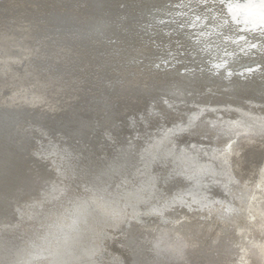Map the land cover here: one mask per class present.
<instances>
[{
  "label": "bare ground",
  "instance_id": "obj_1",
  "mask_svg": "<svg viewBox=\"0 0 264 264\" xmlns=\"http://www.w3.org/2000/svg\"><path fill=\"white\" fill-rule=\"evenodd\" d=\"M28 1L29 0H0V29L5 30V33L4 30L2 33H0V62L4 59L9 66L15 63V60L21 58V56L23 59L26 57L29 59L26 71H30V74L32 75V79L30 81L31 83L26 81L20 86L15 84L10 85L9 90L3 92V94L5 93V97L2 96L0 99L11 98V104L14 105V103H16L17 96L22 94V96L24 95L23 98L25 101L23 102L25 103H44V106L42 103H39V109L32 110V113L35 112L37 115L39 114L38 119H41L39 120V123L42 124L40 126H45L46 128L47 126H56L57 123L55 118L58 115H64L66 119L68 118V115H74L76 110L72 111L73 107H71L70 104L73 101H76L74 107H77V105H79L77 104L79 102L77 98L81 94H86L87 91L85 92L83 90L84 87H80L78 84L74 88L75 90L73 93H70V95L64 98L61 97V100L56 101L55 97L58 96V92L62 88V81L60 82V80H57V78L59 75H62L61 73L64 72L54 68L49 70L47 74L39 76L38 74H32V68L29 70L30 66L37 65V69H39V66H44V64H41V62L46 61L51 56H55L58 61H65L70 60L72 57H76L77 55L83 58L81 65L85 68H87L91 62L94 64L95 60L101 59V52H99V49L100 47L102 49L103 45L101 44L98 46L99 49L96 48L92 52L94 46L98 45V41L89 35L92 32V28L98 26L101 23V18L99 15H95L94 12L92 14L86 15L85 12L79 10L77 11L76 15L74 13L72 16L74 18L76 16V19L81 24L85 23L86 25L82 40L79 37L76 38L73 36L74 38H66L63 40L59 39L60 42L58 43V39H56L55 42L58 44L61 43L58 48L62 51H59L58 53L54 47L51 49V47L54 45L53 39L46 38V35L48 36L49 31L52 32L63 24V22H59L62 19L59 20L58 18H52L54 16L59 17L58 14L60 13V10L57 9H59L61 6L55 3L52 5V2L55 0H43V3L40 2L42 4L40 7L38 6V8L36 7V3H28ZM187 2V4H177L179 6L178 10L176 13H174V16L171 20V23H173L172 21L174 20L176 26L179 27L184 24V22L189 20V23L187 24V28L189 30L187 29L188 31H186L183 29L184 32H186L185 37L181 34L182 32L180 30L173 29L171 31H167V29L165 31L161 28V30H163L161 31L157 28V32L161 31L158 34L161 37L159 40L163 42V49H160L158 43L155 44L158 56L155 58L154 67L157 68L153 70L149 69L151 74L157 73V75L163 79V81H160L157 85L166 86V83L171 79V77H166V75L168 76L170 73L174 75L177 73V71L180 72L184 78L191 76L192 81L194 79L197 80V77H200L202 74H204L205 69H197L194 72L193 70L191 71L190 67H187L186 65H184L183 68V65L180 67L174 65L175 58L178 55L186 52H189V54L195 58L197 57V54H205L206 59H209V61L207 60L202 64L205 66L203 68H206L207 70H210V66H213L215 67L214 69H217L218 71H225V75L227 76L226 78L232 77L231 75H235L238 72L237 77H239L241 80H244L243 78H249L248 80L251 79L256 84L252 86V88L250 87L248 89L245 88V90L243 89L245 92L242 91L238 95L239 98H243V101H240L241 99L239 100L240 102H232L233 99H225L226 96L230 94V88L234 86L228 87V85L225 87V89L221 88L219 92L216 89L213 90V87H211V90H206L205 87V89L200 92H208V94L212 93L214 98H204L208 95L206 94L201 97L200 101H194L191 99L188 100L189 102H185L186 106L193 108H195L194 106H199V108L196 107L195 110L183 112L182 115L184 116H181V118L178 120H175L176 117L168 118L169 116L172 117L178 114V107L174 106L170 110L168 109L170 113L167 114V121L175 122L167 126L165 129H161L158 135L153 134L157 132V128L154 127L155 129H152L151 127L149 130L143 131H148L145 134V138L139 139L140 137H138L136 140L134 139V136H132V132H122L123 127L115 128V133H120L118 137V148L120 147L119 151H110L107 152V155L102 156L99 149H96V152H91L90 149L82 148L83 159L81 158L79 160V164L85 165L86 162L83 160H86L87 158V161L90 160L92 165V167H90L92 171H88L87 166L85 173L83 172L84 186L87 185L88 188L93 190V192H89L88 195H86L85 191L83 198L79 202L73 201L69 205H65L59 211L61 213L57 215L55 220H52L48 223H42V219L39 218V226H44V233L41 235V238L35 237V240L30 238V240L27 242V244L30 245V248L32 247L31 244H35L36 247L32 248L35 250L33 251L30 249L29 251L27 249V252L15 250L14 252H16L17 257L12 260V264H34V262L38 260H47L48 264H69V262L72 260L70 261V259H67V255L74 260L70 264H105L104 259L99 261L98 255H100L101 252L95 247V244L99 241L96 240V238L92 239L95 240L94 244H90V247L94 246V248H92L93 254L91 252V248L89 250L86 247H79V253L73 252L72 254H68L69 246L66 245H69L70 242H66V238L71 237L65 236L66 233H68L67 231L76 233L75 231H79L81 229L78 221H82L81 224L83 223L84 225H87V227L91 225L90 230L94 229L95 225L102 227L103 229L99 235V238H101L100 236H104L105 232H108L107 225L111 221H113L111 224H114L115 222H119L120 219H122L126 222L125 224L127 226L131 224V221L140 220L143 221L140 223V225H144L150 223L151 221L147 222L146 220H150L152 218H154L152 221L160 220V222H162V225H159L160 227L157 228L155 233V236H158L156 239V245L159 246L160 244L158 245V243L160 241L161 244H165L161 246V248H166L168 252H171L172 260L170 261V264H181L182 257L185 255V248L195 251V255L192 253V257L189 259L187 264H248L250 258L248 259L244 257V254L246 255L249 253H254L255 258L257 256L258 264H264V216H262L258 208H255L259 204V200L264 201V136H262V133H259L260 131L264 132V41L262 40L264 39V0H189ZM71 3L72 2H68L67 5ZM24 4H26V6L29 5V7L32 5L29 10L27 9L28 12L24 10ZM186 5L189 6V9H194V7L199 5V7L202 8H199L201 11L198 13L202 12L203 15L194 13V16H190V14L186 15L189 19L186 17L185 19L182 18V13L187 7ZM49 9L52 11L51 19L42 20V15L46 14L45 12H47ZM222 10L223 13L227 15L226 18H220L221 15L219 14L220 11L222 12ZM21 11L23 12L16 15ZM208 16L210 19H217L218 22L214 23V25L206 23V26H212L211 28L207 29L204 25L205 19ZM230 17L231 20L228 21ZM219 19L223 20L219 21ZM230 23L239 26L237 29L238 32L235 35L232 31L234 30L233 28L235 26H232ZM42 25L43 29H39V27ZM30 28L31 30L27 31ZM43 32L45 34L41 35ZM102 32L98 33L100 37L106 38V35H108L106 39H120V35L117 32H113L112 30L110 33ZM123 34H126V32H123ZM178 36L182 37V39ZM10 37L13 38L9 39ZM34 38L37 40L30 41L29 43L27 42L28 39L32 40ZM25 42L26 45H24ZM112 43L115 44L117 41ZM41 44H43V46L38 48V46ZM152 44L154 45V43ZM36 48L38 49L36 50ZM39 49L40 51H38ZM121 49L124 50L123 48L115 49L114 54H117V50ZM140 49L141 48L139 47V50ZM164 49L166 51L165 54ZM7 50L9 51L7 52ZM17 50H20L23 53L20 54V56L9 54L16 52ZM112 50L113 49H110L109 51ZM34 52L36 53V56H34ZM122 53H126V51ZM128 54H131V52ZM128 54L123 55L127 57ZM34 59H37V61L40 63ZM193 60L190 59L187 61V63H189L190 66L193 64V67H197V62L195 61L194 63ZM239 60L241 67L235 69L230 66L232 62L234 63ZM106 64L110 65L109 62H106ZM166 65L169 67V69L166 70L165 72L167 73L164 74L162 72ZM110 66H112V70H133L132 65L121 68H115L113 64ZM135 72L138 74L139 70H136ZM91 74H93V72L90 70L87 73H84L82 75V77L85 78L84 81L98 77L94 74L90 76ZM7 75L8 78H10L9 81L14 83L15 74L9 73ZM21 76H24L23 73H21ZM103 76L108 77L109 73ZM129 76V74L124 75L123 81L129 82ZM237 77H234V80L235 83L238 84L237 87H239V85L244 82L239 81ZM154 80L157 79L154 78ZM175 82H177V80ZM230 83H232V81H228L226 84ZM128 86L129 84H125L124 87H120L116 93H124L125 88ZM182 87H179V85L175 86L174 91L172 92L175 93L177 91H182L187 93L184 89H182ZM241 89V87L236 88L238 91ZM71 90H73V88ZM29 91H31V94L34 96V98L31 100L27 99L26 96ZM254 91L258 92L260 97H252V93H254V95L256 93ZM220 92H222V94ZM0 94H2V91H0ZM154 94H152L154 96L151 97L153 101L160 99L161 93H159V91ZM168 96H170V94ZM38 99L39 101H37ZM164 100L166 99L164 98L163 101ZM175 100L176 99H174V102L176 103L178 100ZM18 104L20 105V103H16V105ZM176 105H180L179 102H177ZM0 106H3V104ZM50 108H55L56 110L51 111ZM208 109L213 110L212 112L216 113L215 116H210L208 118V122L210 123H206L207 126H205V130L208 133L218 132L215 130V128H222L225 131L230 132V136H233L237 132L248 133L242 138V142L235 147L230 144L229 141L231 139H229L226 147H232L229 148L221 157L219 156V153L216 154L217 149L213 146L204 149L201 146L203 143L197 138L190 144L175 143L174 133L177 131H185L186 129L190 128L194 129L192 132L195 131L198 133L196 130L197 128H194L196 125L194 126L193 124H189L188 119L186 123L183 122L186 119L185 114H189V122L196 121V119L200 118V116L206 114ZM58 110L61 111L58 112L57 115L52 114ZM154 110H156L155 112L157 113L158 110ZM217 110L219 111L216 112ZM14 113L13 115H17V112ZM221 113H231V115H229L231 117L223 116ZM5 114L7 117L11 116V112L6 111ZM30 114L31 111L28 110L26 112H22V115H18L20 117V121H18L12 128L8 129V131H10L8 134L12 136V140L8 141L6 144L2 140L4 137L0 139V153H3L5 149V151L16 155L19 149L26 147L27 144L23 140L26 138L25 128L27 121L32 118ZM139 114L142 115L145 120H148L150 111H148V107H146L145 110L135 113L136 116ZM41 115H50L54 118H51L50 116L49 118H47V116L42 118ZM140 115L138 120H140ZM4 132V134H7L6 130ZM50 132L55 134L53 131ZM187 133L189 132L187 131ZM90 148L92 149V147ZM201 153H204L205 155L212 154L211 156L218 158V161L221 164H223L222 160L225 158L226 161H228V171L231 173L228 174L226 171L225 175V172L221 173L217 167H213V169H211L214 164L209 160H201ZM22 155L23 156H21L22 158L20 160L15 159V157L12 158L11 163L16 164V166L13 168L14 170H18V167L26 168L23 172V174L26 175L31 169L32 161H35V159L30 158L27 152ZM158 156L163 159V161ZM4 157H7V155ZM78 159L79 158H77V160ZM137 163L141 164L140 167H136ZM156 163L157 165L162 164L163 167H165L162 170V172H165V174H162L159 168L157 171H155L154 174L157 176L159 174L162 178L157 181V177H155L156 183H154L152 176L142 175L145 177L132 191L127 190V194L121 193L122 191L119 190L120 192H116V198L113 199L112 193L108 195L103 191L107 187L108 183L115 179L113 177L118 175L119 178L122 177L120 180L126 178L132 181L135 172H137L139 176L140 169L143 170V173H146L147 165L149 167H153L156 165ZM234 166L236 169V174L233 173ZM82 171H84V169H82ZM41 172L44 178L51 176L50 167H42ZM4 173L6 172L0 170L1 191L5 192L12 186L15 188L16 192L18 191L17 189H19L18 184L22 183L28 184L26 188L30 189L29 187L31 186L32 182L30 178L31 176H22L13 183L12 180H10L11 177L5 175ZM218 174L220 175V178H218ZM213 175L217 177L218 182L216 184L221 187L223 193L228 194V199L226 197L221 198L214 196V194L208 192V190H212V188H209V186L211 185V180H213ZM234 180L236 182V190L231 189L230 187L232 185L231 183H234ZM132 182L134 183V181ZM178 184L181 185L177 187ZM128 185L130 184L128 183ZM47 188H49L48 185ZM145 190L147 191L144 192ZM23 195L26 197L24 198L23 196L22 198H17L16 205L29 206V204H32L36 199H38L37 197L41 196V193L32 194V192L30 193L25 191ZM5 202L6 200L3 197V194L0 193V216L4 215L9 208L8 205L4 207ZM179 204L186 205L188 209H191L190 207L196 206V208L200 211L212 210L215 212L213 214L214 218L210 220H205L207 218L204 217L205 214H202L201 216L198 213L189 214L187 212L188 219L187 222H185V225L183 224L185 226L186 233L184 232V235H181L182 233L180 234L182 237V240H180H184L183 243L181 242L182 247H180V243H177V245L173 243L175 246H172V242H169L168 239L174 235L171 236L170 234L169 237L165 238L167 240L166 243H162L166 240L160 237L162 236L161 233L168 234L166 229L167 227L164 225V222L166 221H163L161 218L162 214L165 213V210L168 211L170 208L174 209L173 206ZM127 213H130V216H126ZM177 213L179 214V212ZM227 214H233L235 215V218L233 217V219H229L230 221H222V217H224L223 215ZM171 216L173 218V215ZM172 218L170 220H172ZM90 219H92L94 226H92ZM30 223H32V220ZM178 228L179 226H177V233ZM91 234H96V230L94 229L93 233ZM140 235L142 236V234ZM146 235L148 234H145V236ZM179 236L178 239L180 238ZM200 237L204 239L201 245H199L200 243H197V240ZM53 238L54 240H57L55 247L47 248V246H49L47 242L52 241ZM147 238L149 239L150 237L147 236ZM114 242L115 241L109 243L112 250V253H110L111 255H109L111 258L108 257L109 259L113 261L116 259L117 261L124 264H128L134 259V256H132L126 250L123 251V249H119L117 244L115 245ZM240 243L244 245L246 244L245 248H243V251L246 252L239 255L236 247H238ZM133 244L135 245L137 243ZM39 246L41 247L39 248ZM75 247H77L76 244ZM177 247L179 249H177ZM132 248L134 249L135 246ZM212 248H215V251H219L217 257L215 258H212L211 256L209 257V252ZM37 249L40 250V253H34ZM132 253L134 254V252ZM138 253L135 255H138ZM112 254H114L115 259L112 257ZM201 255H204V257ZM147 260V264L166 263L165 255L162 251L161 253H157L155 256H151ZM143 261L145 263V260Z\"/></svg>",
  "mask_w": 264,
  "mask_h": 264
},
{
  "label": "water",
  "instance_id": "obj_2",
  "mask_svg": "<svg viewBox=\"0 0 264 264\" xmlns=\"http://www.w3.org/2000/svg\"><path fill=\"white\" fill-rule=\"evenodd\" d=\"M43 0H29L28 3H36V7H40ZM19 2V1H18ZM42 2V3H40ZM68 2H72L71 4L67 5ZM33 3V4H34ZM60 5L61 7L57 10H60V13L58 14L59 17H52V18H58L60 20L59 22H63L62 25L57 27V29L53 30L52 32L49 31V35H46V38L53 39V46L54 49L57 50L59 53L60 50L58 47L61 44H58L60 40L68 39V38H74L79 37L82 40L83 32L86 25L85 23L81 24L77 19L72 16L74 13L76 15L77 11L81 10L82 12H85L87 14H92L93 12L95 15H99L101 18V23L92 28V34L90 33L89 36L92 38H95L98 45H95L92 49V52L101 44L102 49L100 47L99 52H101L100 56L101 59L95 60L94 64L92 62L88 63V67L85 68L82 66V60L83 58L80 56H74L70 60H62L58 61L55 56H51L46 61L41 62V64H44V66H39L40 68L37 69V65L30 66L29 70L32 68V74L43 76L48 73L49 70H52L54 68L63 71L64 73H61L62 75H59L57 80H60L62 88L58 92V96H56V101L61 100L59 97V94L62 93L64 86L68 85L69 82H74L72 80H75L74 82V88L76 85L79 84L80 87H84L83 90L86 92V94H81L77 100L79 101L77 104V107H74V104L76 101H73L70 105L72 108V111L74 112V115H68V118L66 119L64 115H58L55 118L56 126H47L45 128L40 126L38 119L39 114L37 115L35 112L32 113V110L39 109L38 104L42 103L39 102L38 104L35 103H25L23 101L24 98L22 94L18 95L16 98V103H20V105H12V99H0V105L3 104V106H0V139L4 137L3 142L8 143V141H11V135L8 134L10 131L8 129L12 128L18 121H20V117L18 115H22V112L31 111L32 118L27 121L26 128H25V137L23 141L27 144L26 147L19 149L18 153L14 155L11 152H7L4 149L3 153H0V170H2L5 175L10 176V180L12 182H16L20 177L22 176H31V186L30 189L26 188L28 184L22 183L18 184L19 189L15 192L14 187H10L7 191L3 192L0 190V193L3 194V197L5 198L6 202L4 204V207L8 205V210L4 215L0 216V264H12V260H14L17 255L15 250L19 251H25L27 252V249L30 251L35 250L32 248H35L36 245L27 244L28 240L32 238L35 240V237H40L44 233V226H39L40 222L38 221L39 218H41V222L48 223L52 220H55L57 215L60 214L59 212L65 205H69L73 201L79 202L83 198V194L86 191V195H88L89 192H93L90 188H88L87 185L84 186V180L83 175L86 171V167L88 166V171L91 170L90 167H92L90 160L86 162L85 165H80L79 160L83 159V152L82 148L90 149L91 152H96V149H99L101 151L102 156L107 155V152L110 151H119L118 144H119V134L115 133V128H122V132L128 131V133L132 132V136L134 133L139 134L137 136L139 139L145 138V134L148 132H143L146 130H149V128L152 127V129H155L156 127L157 132L153 133L155 135H158L161 129H165L167 126L171 125L175 121H167V114L170 113L168 109L173 108L174 106L180 107V105H176L177 102L179 104L186 105L185 102H189L188 100H194V101H200L201 97L208 94V92H200L203 89L211 90V87H213V90L216 89L218 92L220 91V87H231L230 88V94L226 96L225 99H233L232 102H240L243 101V98H239V94L243 91L245 92V88H252L256 83H254L249 78H243L244 80H241L236 75H231L232 77H228L225 75V71H218L217 69H214L215 67L210 66V70H207L203 62H206V56L205 54H197V57H192L190 55L183 56V53L178 55L174 60V65L182 66L186 65L187 67H190V70L194 71L197 69H205L204 74L202 76L197 77V80L192 81V77L189 76L188 78H184L183 75L177 71L174 75L171 73L168 74V77H171V79L166 83V86L157 85L160 81H163L162 78L155 74H151L149 72V69L153 70L157 67H154L155 63V55H157V51L155 47L153 46L150 41L143 40L139 38L141 29L137 28L138 23L148 24L152 21L155 22L156 17H164L167 15L168 11L171 10V7H167L168 0H55L52 2ZM28 12L29 8L32 7V5L29 7V5L26 6V4L23 5ZM27 7V8H26ZM38 7V8H39ZM46 7V6H45ZM53 8V6H52ZM202 8V7H200ZM28 9V10H27ZM54 9V8H53ZM154 9V10H153ZM51 10L49 9L46 14L42 15V20L45 19H51ZM67 11V12H66ZM75 11V12H73ZM23 11L17 13L16 15L22 13ZM65 12V13H64ZM44 13V12H43ZM49 13V14H48ZM64 13V14H63ZM67 14V15H66ZM11 15V14H10ZM229 17V16H228ZM210 20L209 16L206 17V19ZM214 18H211V20ZM229 19V18H228ZM231 20V17L229 21ZM1 21V20H0ZM166 23V24H170ZM172 28L175 27L176 23H171ZM175 24V25H174ZM232 26H236L232 23H230ZM48 25V23H47ZM3 27V26H2ZM32 28V27H31ZM28 29L27 31L31 30ZM39 29H43V25L39 27ZM180 29V28H179ZM186 31H188V28H183ZM188 29V30H187ZM4 29H0V33L3 32ZM117 32L120 35V39L113 40V39H106L108 35H106V38L100 37L98 33L107 32L110 33V31ZM143 31L147 30L146 27L143 26ZM19 32V30H18ZM102 32V33H103ZM123 32H126V34H123ZM5 33V30H4ZM3 33V34H4ZM87 33V32H86ZM45 33L43 32L44 35ZM6 35V34H4ZM250 35V34H249ZM74 36V37H73ZM123 36V38H122ZM251 36V35H250ZM160 39V35L158 36ZM13 37H10L11 39ZM58 39V43L55 42V40ZM29 40V41H28ZM27 42L34 41L37 39H28ZM264 41V39H262ZM117 41V43L113 44L112 42ZM21 42V41H19ZM84 43V42H83ZM81 44V43H79ZM26 45V42L24 43ZM43 44L39 45L38 48H41ZM142 46V47H141ZM139 47L141 48L139 50ZM36 48V50L38 49ZM81 48V47H80ZM117 48H123L124 50H117V54H114L115 49ZM105 49V50H103ZM110 49H113L112 51H109ZM103 50V51H102ZM9 50H7L8 52ZM40 51V49L38 50ZM119 51V52H118ZM126 51V53H122ZM133 51V52H132ZM91 52V53H92ZM98 52V53H99ZM131 52V54H128ZM164 52L165 49H164ZM20 50H17L16 52L9 53L12 55L20 56L22 54ZM57 53V54H58ZM128 54L127 57L124 55ZM208 55V54H207ZM34 56H36V53L34 52ZM32 58V57H31ZM184 60H183V59ZM194 59L197 62L198 66L193 67L194 65L187 63L188 60ZM35 60V59H34ZM16 62L12 65L7 64L6 60L3 59V61L0 62V91H2V94H0V97L4 96V91L9 90L10 85H22L26 81L30 82L32 79V75L30 74V71H26L28 67V58H24L21 56V58L15 60ZM37 61V59L35 60ZM109 62L110 65L113 64L115 68L118 67H127L129 65H132L133 70L129 69H115L112 70V66L107 65L106 62ZM177 61H184L183 64H178ZM38 62V61H37ZM239 61L232 62L230 66L233 68H236V66L239 65ZM40 63V62H38ZM132 63V64H130ZM203 65V66H201ZM57 66V67H55ZM93 72V74L96 77L95 79L91 80H85L82 75L84 73H87L88 71ZM119 70V71H118ZM136 70H139L138 74H136ZM9 73H14V83L10 82L8 78ZM21 73H23L24 76H21ZM109 76H103L105 74H108ZM183 73V72H182ZM185 73V72H184ZM91 74L90 76H92ZM129 74V82H124L123 78L124 75ZM88 77V76H86ZM234 77H237L239 81L244 82L239 85L242 89L240 91L236 90L237 83H235ZM249 77V76H248ZM73 78V79H72ZM156 78L157 80H154ZM233 78V79H231ZM169 79V78H167ZM177 80V82H175ZM132 81V82H130ZM228 81H232L230 84H226ZM9 82V84H8ZM22 82V83H20ZM59 82V81H58ZM31 83V82H30ZM82 83V84H81ZM169 83V84H168ZM177 83V84H176ZM72 84V83H71ZM69 83V85H71ZM81 84V85H80ZM125 84H129L127 88H125L124 93H116V91L120 87H124ZM165 84V82H164ZM84 85V86H83ZM182 87L187 93H184L182 91H177L173 93L174 87L178 86ZM57 86V85H56ZM216 86V87H215ZM68 87V86H67ZM157 87V88H155ZM172 89V90H171ZM244 89V90H243ZM212 90V91H213ZM83 91V92H84ZM159 91L161 93L160 99L153 101L151 97H153L155 94ZM211 92V91H210ZM256 92V91H254ZM32 92L29 91L26 96H32ZM73 93V92H70ZM69 94H66V97ZM170 94V96L167 95ZM222 94V92H220ZM154 94V95H152ZM220 94V95H221ZM118 95V96H117ZM152 95V96H151ZM10 96V95H9ZM117 96V97H116ZM164 96V97H163ZM116 97V98H114ZM168 97V98H167ZM236 97V98H235ZM252 97H260L259 93L256 92L255 95L252 93ZM143 98V99H142ZM166 99L163 101V99ZM170 98V99H169ZM204 98H214L212 93H209ZM19 99V100H17ZM26 99V97H25ZM174 99L178 100L176 103L174 102ZM241 99V100H240ZM170 100V101H169ZM175 100V101H176ZM240 100V101H239ZM39 101V99L37 100ZM97 101V102H96ZM23 102V103H22ZM165 104V105H162ZM200 103V102H197ZM44 106V103H42ZM60 106V105H59ZM3 107V108H2ZM148 107V111H150V115L148 116V120L140 115V120H138V116L135 115V113L141 112L142 110H145V108ZM165 107V108H164ZM79 108V109H78ZM199 108V106H198ZM51 111L56 110L55 108H50ZM141 109V110H140ZM157 109V113L155 112ZM11 112V116L7 117L5 112ZM61 110H58L57 112H53L52 114L57 115L58 112ZM191 111V110H189ZM189 111H177L178 114L174 116H169L168 118H174L175 120H178L181 118L183 112H189ZM213 110L207 111L206 114L200 116V118L196 119V121L189 122V114H185L186 119L183 121L184 123L187 122L189 124H193L194 128H197V132H192L194 129H186L185 131H174L175 136V143L178 144H190L193 140L196 138L198 140H201L202 143L205 142V140L210 139V141L213 142L211 146L214 148L218 147L222 141L223 138L229 137L230 132L225 131L224 129L215 128L218 132L214 133H208L205 129L207 126L206 123H210L209 117L215 116L216 113L212 112ZM217 110L216 112H218ZM14 112H17V115H13ZM210 112V113H209ZM221 112V111H220ZM103 113V114H102ZM123 113V114H122ZM128 113V114H127ZM175 113V112H174ZM15 114V113H14ZM51 114V115H52ZM222 114V113H221ZM130 115V116H129ZM223 116L231 117V113L222 114ZM35 116V117H33ZM42 118L44 116L49 118L50 115H41ZM51 118H54L50 116ZM132 120V121H131ZM182 121V120H181ZM171 122V123H170ZM157 124V125H155ZM215 126V125H213ZM200 127V128H199ZM205 127V128H204ZM199 128V129H198ZM203 128V130H202ZM7 131V134H4V131ZM13 130V129H12ZM11 130V131H12ZM121 130V129H120ZM155 130V131H156ZM50 131H53L55 134H52ZM139 131V133H138ZM187 131L190 133H187ZM219 133V134H217ZM259 133H262V136H264V132L260 131ZM136 134V135H137ZM224 134V135H222ZM106 137H109L110 143L108 144L106 142ZM131 137V136H130ZM106 146V147H105ZM92 147V149L90 148ZM28 153L30 158H34L35 161H32L31 169L28 174H23L24 170L26 168H20L18 167V170H14L13 168L16 166V164H12V158L15 157V159H21L23 156L22 154ZM7 155V157H4ZM201 160H209L214 165L213 167H217L221 173L226 171L227 173H231L228 171L227 164L225 161L222 160L221 164L218 160V158H215L210 155L202 154ZM147 156V155H146ZM18 157V158H17ZM39 157L45 160H39ZM159 157V156H158ZM77 158H79L77 160ZM160 158V157H159ZM90 159V158H89ZM161 159V158H160ZM24 160V159H22ZM163 161V159H161ZM76 161V162H75ZM139 162V161H138ZM225 162V163H224ZM51 168V176L44 178L42 176L41 168ZM141 164L136 165V167H140ZM154 165V164H153ZM77 166V167H76ZM158 167H163L162 164H159L153 167H149L147 165L146 173H143V170L140 169L139 176L137 172H135V175H133L134 183L126 178L122 177L119 178L117 175L116 177H113V181H110L107 185V187L103 190L106 194L110 195L111 193L112 198L115 197L116 192L126 193L127 190L132 191L134 188H136V185L139 184V182L145 177L142 175H149L153 177L154 183H156L159 179H162L161 176L158 174L155 175V171H157ZM165 168V167H163ZM84 169V171H82ZM234 166V174H236ZM92 171V170H91ZM84 172V173H83ZM218 178H220V175H217ZM2 180V179H1ZM210 183L212 190H208L209 193L214 194V196L218 197H226L228 199V194L223 193L222 189L217 191L215 188V185L219 187L218 184H216L217 177L213 175V180ZM128 183L130 185H128ZM236 184L235 180L234 183ZM47 185L49 188H47ZM110 185V187H109ZM122 185L125 187V190H122ZM147 185V184H146ZM181 184H178L180 186ZM46 186V187H44ZM156 186V185H155ZM13 188V191H12ZM26 192H32V194H38L41 193V196H39L38 199L35 200L32 204H29V206H26V210H22L20 208V205H16L17 198H22L25 195L23 193ZM145 190L144 192H146ZM215 191V192H214ZM127 194V193H126ZM146 194V193H145ZM227 194V195H226ZM231 200V199H229ZM39 201V202H38ZM40 203V204H39ZM129 208V207H128ZM174 209L165 210V213L162 214L161 218L163 221L168 218V214L173 210H183L184 212L190 213H198L200 214L202 211L194 207H190L191 209H188L186 205H174ZM227 208V207H226ZM197 209V210H195ZM65 210V209H64ZM128 211V210H127ZM63 212V211H62ZM226 212V211H225ZM32 215V216H29ZM126 216H130V213ZM214 218V216H213ZM154 219V218H152ZM146 220L147 222L152 221ZM32 220V223L30 221ZM92 223V219H90ZM160 221V220H159ZM82 221H78L80 225V230L74 232L67 231L65 236L71 237L66 238V242H70L69 245V253H79V247H86L90 250L93 254V247H90V244L95 242V240H92L93 238H96V240H99L98 243L95 244L96 249H98L101 253L99 256V261L102 259H105L106 256L111 255V247L109 243L112 242V240L108 241V239L112 236V234L119 230H131L133 227L140 225L143 221H131L130 225L126 226V222L122 219H120L119 222L111 221L107 225L108 232H105L104 236H100V232L103 229L99 225H93L94 229L96 230V234L92 235L94 229H91V225L87 227V225L81 224ZM14 225V226H12ZM24 225V226H22ZM183 226V225H182ZM83 227V228H82ZM185 227V226H184ZM167 229L168 234H162V238H167L171 234V230L169 228ZM151 235V236H149ZM64 236V237H65ZM150 237L144 238L146 239V244L148 245L147 251L149 254H153L152 256L157 255V253L163 252L165 255V259L167 257H172L171 252H168L166 248L157 247L156 245V239L158 236H152V234H148ZM205 238V237H204ZM54 242V243H53ZM57 240H53L50 242H47L49 246L47 248L55 247ZM140 242V241H139ZM75 244L77 247H75ZM142 245L141 243L137 244ZM41 246H39L40 248ZM50 250V249H49ZM18 251V252H19ZM34 253H40V250L37 249ZM113 255V254H112ZM54 256V255H53ZM72 256V255H71ZM141 256V253H138V255H134V259L130 261L128 264H135L136 261H139ZM115 257L114 255L112 256ZM67 259H70V261H74L70 256ZM115 259V258H114ZM172 259V258H171ZM49 260V258H48ZM47 261V260H46ZM71 261V262H72ZM34 262V261H33ZM69 262V264L71 263ZM48 264V262H46ZM45 263V264H46ZM99 263V262H96ZM114 264H124L116 259L113 261ZM34 264H43L40 260L35 261ZM51 264V263H50ZM127 264V263H125Z\"/></svg>",
  "mask_w": 264,
  "mask_h": 264
},
{
  "label": "rangeland",
  "instance_id": "obj_3",
  "mask_svg": "<svg viewBox=\"0 0 264 264\" xmlns=\"http://www.w3.org/2000/svg\"><path fill=\"white\" fill-rule=\"evenodd\" d=\"M187 1H189V0H168V4H167V7H171L172 9L171 10H169L168 11V13H167V15L166 16H164V17H156L155 18V22H151V23H148V24H146V23H144V24H142V22L141 23H138V24H136L137 25V28L138 29H143V26L144 27H146L147 28V30L145 31H143L142 29H141V31L142 32H140V35H139V38L140 39H143L144 41L145 40H147L148 42L150 41V43L152 42V43H154V47H155V44L156 43H158V46L160 47V49H163V42L162 41H160L159 40V37H158V33L159 32H161V31H163V30H167V31H171V30H173V29H175V30H180L182 33V35L185 37V33L186 32H184V30H183V28H187V24L189 23V20H187L186 22H184V24H182L180 27L179 26H176L175 24V27L174 28H172L171 26H168V25H172L171 23L170 24H166V23H169V22H171V20H172V17L174 16V13H176L177 12V10H178V3H185V4H187L188 2ZM184 5V4H183ZM187 6V5H186ZM200 7H199V5H197V7H194V9H189V6H187L185 9H184V12L182 13V14H180V15H182L183 17L182 18H184L185 19V17L186 18H188V16H186L187 14H190V16H194L193 14L195 13V14H201V15H203V13L202 12H200V13H198L199 11H201L200 9H199ZM189 9V10H188ZM154 10V9H153ZM204 15H206V14H204ZM219 15H221L220 16V18H226L227 17V15H225V13H223V10H222V12L220 11V14ZM181 18V19H182ZM189 19V18H188ZM223 19H219V21H222ZM181 21V20H180ZM229 21V20H228ZM173 23H175L174 22V20L172 21ZM216 22H218V20L217 19H213V20H208V18L207 19H205V27L208 29V28H211L212 26H206V23L207 24H211V25H214V23H216ZM180 25V24H179ZM157 28L159 29V30H161V28L163 29V30H161V31H159V32H157ZM180 28V29H179ZM239 28V26H235L233 29L234 30H232L233 31V34L235 35L237 32H238V29ZM179 37V36H178ZM157 38V39H156ZM179 38H181L182 39V37H179ZM181 41V40H180ZM179 41V42H180ZM155 49H157L156 47H155ZM166 52H164V54H165ZM188 56V55H190L191 56V54H189V52H186V53H183V56ZM156 57L158 56V55H155ZM155 57V58H156ZM183 59V58H182ZM184 60V59H183ZM209 61V59H206V61ZM183 62L184 61H179V63L178 64H183ZM175 64V63H174ZM239 67H241L240 66V64L238 65V66H236V68L235 69H237V68H239ZM169 69V67L166 65L165 66V68H163V72L162 73H167V72H165L166 70H168ZM236 74H238V72L236 73ZM235 74V75H236ZM166 77H168L167 75H166ZM72 81H74L75 82V80H72ZM74 82H69L71 85H69V83H68V87L65 85V87H64V89H63V91H62V93H60V98L62 97V98H64V97H66V94H69L70 92H73L75 89H74ZM73 88V90H71ZM221 88H224V87H220V89ZM225 89V88H224ZM68 90H70V91H68ZM34 97H32V96H29V97H27V99H29V100H31V99H33ZM17 100H19V99H17ZM162 105H165V104H163L162 103ZM183 106H185V107H183ZM195 108H193V107H188V106H186V105H183V104H180V107H178V109H177V111H179V110H181V111H189V110H195L196 109V107L198 108V106H194ZM165 108V107H164ZM170 110V109H169ZM138 133H139V131H138ZM137 133H134L133 134V136H134V139H136V137L137 136H139L138 134L136 135ZM248 133H246V132H237V133H235L233 136H229V137H225V138H223L222 139V141H221V143H220V145L218 146V147H216V154H218L219 153V156L221 157L222 155H224L225 153H226V151L229 149V148H231L232 146H236V145H238V144H240L242 141V138L245 136V135H247ZM237 135V136H236ZM236 136V137H235ZM233 138H235V139H233ZM229 139H231L229 142H230V144H232V146L230 147H226V145H227V142H228V140ZM233 141V142H232ZM106 142L109 144L110 143V139H109V137H106ZM213 144V142L212 141H210V139H207V141H205L201 146L204 148V149H206L207 147H210V145H212ZM225 148H226V150H225ZM225 150V151H224ZM223 153H222V152ZM221 154V155H220ZM39 160H45V159H42V158H40L39 157ZM223 161H225L226 162V164L228 165V161H226V159L224 158L223 159ZM224 162V163H225ZM226 165V166H227ZM159 168V170H160V172H162V170L164 169L163 167H158ZM228 168V167H227ZM162 174H165V172H162ZM232 184V183H231ZM231 189H234V190H236L235 189V184H232L231 186ZM122 190H125V187L122 185ZM215 188H216V190L217 191H219V190H221V187L219 186V187H217V185H215ZM237 188V187H236ZM223 191V190H222ZM26 197V196H25ZM37 198H39V197H37ZM259 200V199H258ZM259 204L255 207V208H258V210H260V212H261V214H262V216H264V201H261V200H259V202H258ZM20 208H22V210H26V206H21L20 205ZM211 211L212 210H207V211H203V212H201L200 213V215L202 216V214L204 215V217H207L205 220H210V219H212L213 218V214L215 213V212H213L212 211V213H211ZM172 212H174V213H172ZM177 212H179V214L177 213ZM204 212H206V213H204ZM180 213H181V215H180ZM187 213L186 212H184L183 210H182V212H181V210H174V211H171L169 214H168V218H166L165 219V221L166 222H164V225L168 228L169 227V229L171 230V236L172 235H174V236H172V237H170V239L171 240H173V241H171L170 239H168L169 240V242L172 244V246L175 244V245H177V243H180V247H182V244H181V242L183 243V241H181L182 240V237H181V235H184L186 232H185V227H184V225H185V222H187V217H188V214L186 215ZM212 214V215H211ZM171 215H173V218H174V216H175V218L173 219L172 218V216ZM177 215V216H176ZM179 216V217H178ZM224 217H222V219H220V220H222V221H228L229 219L231 220V219H233V217L235 218V215H233V214H227V215H223ZM230 217V218H229ZM172 218V220H170ZM227 218V219H226ZM179 219V220H178ZM202 219H204V218H202ZM229 220V221H230ZM153 226H152V225ZM162 225V222H160L159 220H157V221H151L150 223H147V224H144V225H138V226H135V227H133L131 230H124V229H119V230H117V231H115L113 234H112V236L108 239V241H110V240H112V241H115L114 243H115V245L117 244V247L119 248V249H123V251H127L128 253H130L132 256H134L135 254H137L139 251V253H141V259L139 260V261H136V264H147V262H148V258H150L152 255L151 254H149L148 253V251H147V248H148V245L146 244V239L144 240V238H147V236L148 235H146L145 236V234H149V233H151V234H153L152 236H154L155 237V233H156V230H157V228H159L161 225ZM184 224V225H183ZM160 225V226H159ZM183 225V226H182ZM158 226V227H157ZM174 226V227H173ZM177 226H179V228H178V233H177ZM183 228V230H182V228ZM172 229H171V228ZM156 228V229H155ZM149 229V230H148ZM137 230V231H136ZM153 230V231H152ZM174 230V231H173ZM179 231H181V232H179ZM132 232V233H131ZM141 232V233H140ZM154 232V233H153ZM172 232H173V234H172ZM176 232V233H175ZM185 232V233H184ZM121 233V234H120ZM182 233V234H181ZM184 233V234H183ZM130 234V235H129ZM131 234H133V235H131ZM140 234H142V236L140 235ZM181 234V235H180ZM138 235V236H137ZM180 235V236H179ZM129 236V237H128ZM141 236V237H140ZM151 236V235H150ZM178 236L180 237L179 239H178ZM149 237V236H148ZM113 238H115V239H113ZM140 238H141V240H140ZM135 239V240H134ZM143 239V240H142ZM181 239V240H180ZM126 240V241H125ZM166 240V239H165ZM203 238L202 237H200L197 241V243H200L199 245H201L202 243H203ZM134 241V242H133ZM141 242V244H142V246H140V245H138V247H136L137 246V244L138 243H140ZM180 241V242H179ZM130 242V243H129ZM145 242V243H144ZM167 242V240L165 241V242H162V243H166ZM126 243H128V244H126ZM133 243H137V244H133ZM174 243V244H173ZM124 244V245H123ZM144 244H146V245H144ZM160 244V245H159ZM129 245V246H128ZM158 245L159 246H157V247H161V246H163V245H165V244H161L160 243V241H159V243H158ZM174 245V246H175ZM198 245V244H197ZM130 246H131V248H130ZM135 246V248L133 249L132 247H134ZM238 246V245H237ZM245 246H246V244L244 245V244H239V246L238 247H236L237 248V250H238V254L240 255V254H242V253H244V252H246V251H243V248H245ZM129 247V248H128ZM125 248V249H124ZM140 248V249H139ZM133 249V250H132ZM136 249V250H135ZM138 249V250H137ZM177 249H179L178 247H177ZM186 249V248H185ZM184 249V251H185V255H183V257H182V262H181V264H187V262L189 261V259L192 257V253H193V255H195L194 253H195V251L194 250H191V249H189V248H187L186 250ZM216 249L215 248H212L211 250H210V252H209V257L211 256L212 258H215V257H217V254L219 253V251H215ZM248 250H250V249H248ZM247 250V251H248ZM142 251V252H141ZM190 251V252H189ZM132 252H134V254L132 253ZM145 252V253H144ZM214 252V253H213ZM248 253V252H247ZM114 255V254H113ZM143 255V256H142ZM145 255V256H144ZM186 255H187V257H186ZM247 255V256H246ZM244 254V257H246V258H250L249 260V263L248 264H253V263H255V264H258V258H257V256H256V258H255V255H254V253L252 254V253H249V254ZM251 255V256H250ZM150 256V257H149ZM202 257H204V255H201ZM109 256H106V258L104 259L105 260V264H114L113 263V260H111V259H109V258H111V257H109ZM108 258V259H107ZM170 257H167L165 260H166V263H163V264H170L171 262V260L172 259H169ZM252 259V260H251ZM143 260H145V263H144V261ZM41 262H43V263H46L47 261L46 260H40ZM140 261H142V262H140ZM186 261V262H185ZM255 261V262H254ZM111 262V263H110ZM47 264V263H46ZM132 264V263H131ZM205 264H209V263H205ZM238 264V263H237Z\"/></svg>",
  "mask_w": 264,
  "mask_h": 264
}]
</instances>
